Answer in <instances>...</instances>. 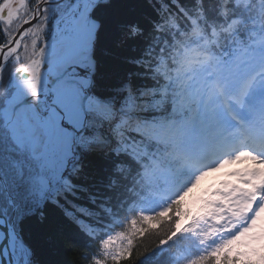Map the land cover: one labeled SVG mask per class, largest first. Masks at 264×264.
<instances>
[{
  "label": "trees",
  "instance_id": "16d2710c",
  "mask_svg": "<svg viewBox=\"0 0 264 264\" xmlns=\"http://www.w3.org/2000/svg\"><path fill=\"white\" fill-rule=\"evenodd\" d=\"M39 1L29 0L23 21L32 17L34 7ZM77 1L66 0L63 4L48 6L43 18L29 30L32 37L44 28L45 35H49L54 23ZM183 2L185 8L193 15H197L195 0ZM164 3L165 0H109L98 5L92 12L93 18L98 22L94 41V57L98 66L94 91L102 95L116 94L118 87L131 73L133 84L139 89V99L133 92H129L127 100L122 102L123 110L118 109L130 112L131 115L141 118L144 123L155 125L157 128L138 130L134 126L128 131L122 130L123 143L108 152H88L87 145H84L86 150L84 157L69 176L75 187L71 189L72 194L68 195L67 199L61 200L63 206L74 211L77 218L72 216L66 218L61 207L46 203L43 207H37L36 214L24 222V239L32 247L34 264H91L86 257L91 255L96 244L90 239L92 236L81 228L83 222L88 221L90 225L97 227L98 231H92L94 237L101 235L107 227H111L107 224L110 219L116 216L123 218L125 213L137 207L143 200V195L148 193L150 174L163 165L156 157L165 150L170 151L171 155L175 143L169 136L168 128L171 124L178 129L181 128V123L189 118L190 111L186 103L184 85L187 67L180 55L190 44L195 47L200 43V47L204 46L210 50L211 45L221 43L225 33L230 30L228 25L231 21L227 17L222 21L216 19L217 11H223V3H228V0H205L207 15L210 21L215 20L214 26L198 17L199 25L189 28L188 23L180 17L179 22L188 31L181 33L180 40L166 45L169 49L167 60L174 65L168 68L167 61L162 60L154 52L156 42L151 38L153 21ZM232 4L233 6L227 10V16L235 13L238 23L250 16L264 18V0H255L254 3L253 0H239L238 5L232 0ZM21 23L16 26L12 35L0 24V45L11 41ZM206 26L212 28L216 35H208L205 32ZM196 27L200 29L199 36L193 34ZM26 43L27 41L21 55L11 64L23 60V55L27 53ZM137 58H141L139 63ZM153 60L161 62L159 68L150 73L149 68ZM158 76L164 78L163 83L158 80ZM157 94L159 99L156 98ZM95 114L101 118L102 124L96 121L89 122L88 128L92 134L90 136L86 134V138L91 145L105 143L104 134L108 131L104 126L112 127L102 113ZM87 158L90 161L88 163ZM11 166L9 172L27 180V185L24 189L21 188L23 185L20 186L19 190H24L20 192L16 188L17 185L8 181L5 185V181H0L3 195V199L0 200V212H6L8 216L15 215L17 213H13L15 207L18 209L26 198H33L34 190L39 189L38 181L33 180L34 176H29L28 169L23 171L24 168L20 165ZM0 167L4 170L1 161ZM75 171L80 172L82 176H76ZM77 186L87 190L79 191L76 189ZM7 187L14 200H17L15 207L10 204L11 197H8ZM193 195L194 193L189 194L184 200V208L191 209L192 215L200 208L193 201ZM214 255L216 259L211 264H264V258L255 261L225 253ZM156 264H165V260L157 261ZM201 264L209 262L203 260Z\"/></svg>",
  "mask_w": 264,
  "mask_h": 264
},
{
  "label": "snow or ice",
  "instance_id": "6c2138e0",
  "mask_svg": "<svg viewBox=\"0 0 264 264\" xmlns=\"http://www.w3.org/2000/svg\"><path fill=\"white\" fill-rule=\"evenodd\" d=\"M95 3V0H91ZM255 0H253V3ZM236 5L239 0H235ZM205 0H195L197 15H193L185 8L183 0H165L161 10L157 12V17L153 21L151 38L155 41L154 52L162 60L167 61V67L174 65L167 60L169 49L166 45H171L180 40L181 33H187L188 29L179 22L180 17L188 23L189 28L199 25L202 17L209 21L213 26L215 20H209ZM232 0L223 5V11H217L218 20L227 17L231 25H235L237 20L235 13L227 16V10L232 7ZM166 9V11H165ZM36 19L26 20L16 33V40L26 35L28 30L33 27ZM205 32L210 36H215L216 32L212 28H205ZM194 35L199 36L200 29L196 27ZM95 35V34H93ZM203 38V37H202ZM183 42V41H180ZM75 63H68L52 80L51 85L56 90L49 93L54 103L51 109H34V115L24 114L18 120V131L23 135L26 132V125L37 122L43 129L42 135H46L52 142L53 152L60 158L63 166L55 174V179L41 177L42 186L34 190L33 198H26L20 205L15 215H9L7 221L0 216V234L5 236L4 243L0 244V264H34V252L30 244L24 239V222L36 214L37 207H43L46 203H53L61 207L66 218H70L74 213L69 208H65L61 203L62 199L72 194L71 189L75 184L67 173L70 172L68 165L74 160L78 152L73 151L71 158L67 153L71 150L67 147L68 140L64 133L71 132V144L77 146V140L82 134L91 135L89 122L96 121L101 123V118L90 111L86 104L90 96H95L102 106L112 107L113 110L119 108L123 110L129 92H133L139 99V89L134 86L132 74L116 90V94L102 95L94 91L97 80L98 66L95 63L94 43L90 44L88 51L82 52L75 58ZM207 59V57H206ZM141 58H137V63ZM11 58L5 60L0 54V81L5 74L8 75V82L11 83V74L8 73V65ZM160 60H153L149 72L159 68ZM67 63V58L55 57L52 63L45 64L44 69L36 67L33 70V77L40 76L43 81L44 71H56L61 64ZM141 69L143 65H140ZM28 71V69H25ZM158 80L163 83L164 78L158 76ZM25 85L31 89L35 96L36 86L33 81H25ZM159 99V95L156 96ZM15 99V97H8ZM26 101L16 100L13 106V115L26 107ZM5 103L0 102V112L4 110ZM75 112L79 119V126L69 124L66 116ZM53 113L58 114L59 119H53ZM2 123V120H0ZM233 120L226 111L216 110L212 113L206 112L203 116H198L188 120L182 127L183 139L177 144V149L181 152L183 166L167 172L160 171L153 173L154 187L150 189L158 193L152 195L149 191L143 195V200L130 212L125 213L124 217L119 216L110 219L107 230L97 237H90L96 248L91 255L86 257L91 264H156L157 261L165 260V264H201L207 260L209 264L216 259V256L209 252L201 255L198 246L201 236L198 235V226L205 217L209 206L214 203L212 197H223L230 194L240 184H248L256 181L253 185L256 193L264 195V180H257V175L264 172V136L258 140L245 141L239 146L227 147L220 141L225 138H233ZM0 129V137L3 135ZM30 137L36 135L35 131L28 134ZM101 135L103 133L101 132ZM110 139V138H109ZM115 144V141H112ZM248 157H251L249 162ZM240 165H246L240 167ZM228 169L226 175L231 177L233 171L237 175L234 180H225L216 187L209 185L208 188L215 187V191L209 194V199L203 200L195 215L191 214V209L184 208L185 197L191 192L193 187L198 186L199 182L208 178L212 172H223ZM207 174V175H205ZM187 178V179H186ZM68 185L69 187H65ZM174 191V194L172 192ZM260 200H257V204ZM31 205V206H29ZM115 221H119L116 223ZM14 241L19 242L23 255L17 259L13 258L9 252L5 259V252L8 251L9 244ZM12 251H15V244L12 243Z\"/></svg>",
  "mask_w": 264,
  "mask_h": 264
},
{
  "label": "flooded vegetation",
  "instance_id": "af4514ba",
  "mask_svg": "<svg viewBox=\"0 0 264 264\" xmlns=\"http://www.w3.org/2000/svg\"><path fill=\"white\" fill-rule=\"evenodd\" d=\"M79 12H82L81 15H83V9L79 8ZM85 15V13H84ZM78 20H75V24H79V19L82 18L81 16L77 17ZM13 20V18H11ZM10 19V20H11ZM9 20V21H10ZM6 21V20H5ZM8 22V21H7ZM65 39H63L64 41ZM54 44V43H53ZM63 43L60 46V51H62L65 46ZM56 44L54 46H52L51 49L48 50V53H53V50L55 49ZM46 49L43 48V52L41 54V58L40 60L42 61V65L40 66L39 64L33 65V62H22V63H17L16 65H8V73L11 74V83L8 82L9 77L7 74H5L2 82L0 81V102H4L5 103V107L4 110L2 112H0V120H2V123H0V129H3V135L2 137H9L10 140L12 141V144L15 145L12 148H9L6 150V156L9 160H15V161H28V163L32 162L34 159V156L36 154H39L41 151H43V146L42 143L45 141L46 136L42 135V136H37L36 138L40 141V144L38 143L37 147H34L30 142V138L29 136L25 134H21L19 133L18 135H16L14 133V129H13V121L12 120H8L6 116L7 114V109L10 108V106L13 103H16V100H24V101H29L31 104L30 108L28 109V112L26 111V109H21L22 111H24V113L29 115V111H34V109H40V110H44V109H51L54 103H60V100H56L53 101L51 99V96L49 95V93H51L52 91H55L56 89L54 87H48L49 85H51L52 80L56 79V75L58 74L59 71H62L63 68L68 64L71 63L72 61H76V57L77 54L76 53H71L67 55V63L61 64L59 66V68L56 69V71H44V76H43V81L41 80L40 76L37 75L35 78L33 77V70L36 67H39L41 69H44V65L45 64H50L52 63V60L57 57L54 56L52 54H48L45 52ZM12 53V52H11ZM9 53L6 57L9 58L10 54ZM6 54V53H5ZM30 64V65H28ZM25 69H28V71H26L27 76L24 78L23 74L21 75V78H16V81H14V74L16 71L18 70H23V72L25 71ZM33 78V79H32ZM21 79V80H20ZM97 79V78H96ZM37 80H39V87L37 88ZM25 81H33L35 83L36 86V95L33 96L32 95V91L30 88H28L25 85ZM2 88V89H1ZM15 97V99H8V97ZM13 102V103H12ZM12 103V104H11ZM7 104L9 106H7ZM11 104V105H10ZM27 105V104H26ZM27 108V106H26ZM19 112H22V111ZM5 117V120H4ZM20 118V117H19ZM17 118V119H19ZM16 119V118H15ZM53 119H59L58 114L53 113ZM66 120L69 124H72L74 126H79V119L78 116L75 112L69 113L66 116ZM42 132L43 129L41 128ZM73 135L71 132L66 131L64 133V135H68L70 136ZM0 137V148L2 147V143H1V138ZM70 149L71 151L74 149V146L72 144H70ZM30 148H34L36 151L35 152H29ZM2 154L0 155V161H2ZM5 167V166H4ZM5 174V172H1V175Z\"/></svg>",
  "mask_w": 264,
  "mask_h": 264
},
{
  "label": "rangeland",
  "instance_id": "374dc122",
  "mask_svg": "<svg viewBox=\"0 0 264 264\" xmlns=\"http://www.w3.org/2000/svg\"><path fill=\"white\" fill-rule=\"evenodd\" d=\"M99 1L100 0H97L96 2H99ZM23 2H24V0H12L11 3L3 10V12H2L3 18L6 21H9L11 18H13L15 16V12L19 8V6L21 4L23 5ZM223 5H224V3H223ZM90 7H91L90 1H86L85 4H84V8H83V15H81L82 12H79L78 14H73L71 18H66L65 20H63V22L66 23V26L62 25V32L60 33V37L53 44V46L56 44V47L53 50V53H48V54H52V55L60 57V58H66L68 54L77 53L80 50L82 45L85 44L86 41L93 35V32H94V30L96 28L94 20H92L91 18H88V14H86V13H88L87 11L89 10ZM84 13H85V15H84ZM78 16L82 17V23L81 24H75V22H76L75 20L69 21L70 19H75ZM76 20H78V18ZM63 34H65V35L67 34V35L64 36ZM66 37H67V39L63 41V39L66 38ZM63 43H66V47L62 51H60V46ZM11 50L12 49L10 48L6 52L5 58H6V56L9 53L12 52ZM32 58H34L36 60L34 62L35 65L36 64H39L40 66L42 65V61L40 60V56L38 54L35 53L34 56L31 57V59ZM27 59H29V57H27ZM262 62L264 64V53L262 54V56L259 59V64H261ZM220 75H223V74L220 73ZM39 82L40 81L37 80V84H36L37 88L39 87ZM240 84H241V82L236 81L234 79L233 84L232 85L229 84V85H231V86H235V85L239 86ZM26 104H27V108L24 107L23 109H26V111L28 112V109H31L30 105H29L31 103L29 101H26ZM14 105H15V103H13L10 106V108L7 109V114H6L5 117L8 116L7 119L13 121L12 126H13V129H14V133L16 135H18L20 132L18 131V120L19 119H17V118L22 117L25 113H24V111H22L23 110L22 109L21 110L22 112H17L15 114V116H14L13 115V111H12ZM86 107H88L90 111L96 110V109H98V101L95 98H90L88 100V102H87ZM110 113H111V111H110ZM34 114H35L34 111H29V115L30 116H32ZM5 117H4V120H5ZM108 117L111 120L114 119V118H112V116H108ZM125 118H127V117H125ZM116 121H117V129H120L119 128L120 127L119 126L120 125V120H116ZM133 121L138 122V123H136V125H138V124L140 125L141 124L140 120L138 121V120L133 119ZM33 131H35L36 135L34 137H30L28 134L32 133ZM115 132L118 134V130H115ZM25 133L30 138L29 142L34 147L38 148L37 145H38V143L40 144V141L36 137L37 136H42V130L39 127L38 123L34 122L31 125H26V132ZM65 137L68 140V144H70L72 135L70 134L69 137H68V135H66ZM117 141H119V139ZM78 142L82 143L84 145H87L88 138L84 137L81 140H77V143ZM42 146H43V151H41L40 154L44 155V157H45L44 161L47 164V165H45L46 168L48 170L51 169L52 173H58L59 169L63 166V163L60 160V158L53 152L52 142L49 141L47 136H46L45 141L42 143ZM67 147L69 148V145H67ZM76 150L77 149L75 147V149L73 151H76ZM35 151L36 150L34 148H30L29 149V152H35ZM67 155H69V152L67 153ZM53 170H55L56 172H54ZM37 171H39V169L36 170V172H34V174H33L34 177H35V178H33V180H36V181H38V177L40 175L42 177H45L44 173H42V170H40L41 171L40 174ZM43 171L46 172V169L43 168ZM51 175L55 177V174H51ZM38 186L40 187L39 184H38ZM65 186H68V185H65ZM16 201H15V203H16ZM82 228L84 230H86V231H91L88 223H85ZM261 235H263V233H261ZM19 253L23 255V250L20 248V246H19Z\"/></svg>",
  "mask_w": 264,
  "mask_h": 264
},
{
  "label": "bare ground",
  "instance_id": "6f19581e",
  "mask_svg": "<svg viewBox=\"0 0 264 264\" xmlns=\"http://www.w3.org/2000/svg\"><path fill=\"white\" fill-rule=\"evenodd\" d=\"M64 46L66 47V44H64ZM196 53H184V56L185 57H192L193 55H195ZM0 93H1V90H0ZM13 103V102H12ZM11 103V104H12ZM10 104V105H11ZM7 106H9L8 104H7ZM114 113H116V112H113V115H114ZM46 136V135H45ZM86 162L88 163V162H90L89 160H88V158L86 159ZM76 173V176H79V177H81L82 176V174H80V172H78L77 173V171H75ZM65 187H67V186H65ZM82 187H80V186H77L76 187V189L77 190H79V191H86L87 189L86 188H83V189H81ZM76 218V217H75ZM85 223H88L89 224V227H90V229H91V231H95L96 229H97V227L96 226H92V225H90V223L88 222V221H84L83 222V224H82V226H81V228L83 227V225L85 224ZM83 229V228H82ZM98 230V229H97ZM14 244H15V251H14V254H15V256H16V250H17V244H16V241H14Z\"/></svg>",
  "mask_w": 264,
  "mask_h": 264
},
{
  "label": "water",
  "instance_id": "95a60500",
  "mask_svg": "<svg viewBox=\"0 0 264 264\" xmlns=\"http://www.w3.org/2000/svg\"><path fill=\"white\" fill-rule=\"evenodd\" d=\"M0 216L4 217L5 222L7 221V218L4 215L0 214ZM4 241H5V236L3 234H0V244L4 243ZM12 243H14V240ZM12 243L9 244L8 251L5 252V259H7L9 252H11V254L13 255V258L16 259L14 251H12Z\"/></svg>",
  "mask_w": 264,
  "mask_h": 264
}]
</instances>
